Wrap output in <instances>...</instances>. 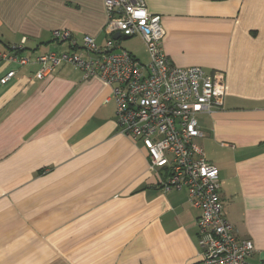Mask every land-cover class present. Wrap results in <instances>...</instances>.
Masks as SVG:
<instances>
[{
  "label": "crops",
  "instance_id": "obj_1",
  "mask_svg": "<svg viewBox=\"0 0 264 264\" xmlns=\"http://www.w3.org/2000/svg\"><path fill=\"white\" fill-rule=\"evenodd\" d=\"M144 3L171 65L224 74L196 144L237 239L253 244L244 264H264V0ZM105 21L103 0H0V51L24 39L31 59L68 52L51 37L62 28L102 45ZM127 52L148 61L145 47V61ZM38 69L0 62V78L15 72L0 84V264H200L199 210L183 190L164 193L165 170L119 134L110 88L69 65Z\"/></svg>",
  "mask_w": 264,
  "mask_h": 264
},
{
  "label": "built area",
  "instance_id": "obj_2",
  "mask_svg": "<svg viewBox=\"0 0 264 264\" xmlns=\"http://www.w3.org/2000/svg\"><path fill=\"white\" fill-rule=\"evenodd\" d=\"M103 6L106 39L102 45L84 36L78 46L70 31L53 29L52 39L67 44L68 52L49 51L31 59L22 55L23 39L19 45L0 51V62L19 68L37 64L35 77L39 79L69 65L82 80H102L110 88L119 134L142 143L149 171L165 170L160 185L164 193L183 190L188 203L199 210L200 264H244L253 244L237 239L218 196L217 169L195 142L202 137L198 116L222 107L224 74L171 65L161 47L165 35L161 18L148 13L144 0H103ZM115 34L118 40L112 38ZM122 37H138L148 61L141 63L122 49ZM14 76V71H8L0 84Z\"/></svg>",
  "mask_w": 264,
  "mask_h": 264
},
{
  "label": "rangeland",
  "instance_id": "obj_3",
  "mask_svg": "<svg viewBox=\"0 0 264 264\" xmlns=\"http://www.w3.org/2000/svg\"><path fill=\"white\" fill-rule=\"evenodd\" d=\"M119 43L123 49L134 53L135 56L139 60H141V61L146 60L144 47L140 41H138V40H125V41L120 40ZM195 142H197V141H195Z\"/></svg>",
  "mask_w": 264,
  "mask_h": 264
},
{
  "label": "water",
  "instance_id": "obj_4",
  "mask_svg": "<svg viewBox=\"0 0 264 264\" xmlns=\"http://www.w3.org/2000/svg\"><path fill=\"white\" fill-rule=\"evenodd\" d=\"M114 40H118L119 39V35L118 34H115V35H113V37H112ZM122 40H127L128 38L127 37H122L121 38Z\"/></svg>",
  "mask_w": 264,
  "mask_h": 264
}]
</instances>
